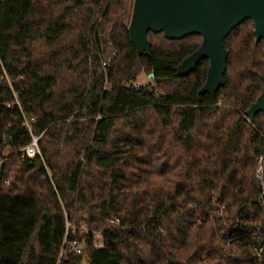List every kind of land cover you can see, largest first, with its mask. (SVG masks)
Returning a JSON list of instances; mask_svg holds the SVG:
<instances>
[{"label":"trees","instance_id":"1","mask_svg":"<svg viewBox=\"0 0 264 264\" xmlns=\"http://www.w3.org/2000/svg\"><path fill=\"white\" fill-rule=\"evenodd\" d=\"M131 3L0 0V264H264V41L234 28L202 92V37L139 51Z\"/></svg>","mask_w":264,"mask_h":264},{"label":"water","instance_id":"2","mask_svg":"<svg viewBox=\"0 0 264 264\" xmlns=\"http://www.w3.org/2000/svg\"><path fill=\"white\" fill-rule=\"evenodd\" d=\"M131 7L128 31L139 51L150 50V31L163 33L172 41L202 37L200 49L183 62L180 68L184 69L179 73L194 71L202 60L208 59L210 67L202 92L221 86L227 66L223 41L234 28L251 20L257 42L264 41V0H132ZM148 76L154 79V74ZM262 81L264 84V75ZM261 112L264 113V88L246 115L253 118Z\"/></svg>","mask_w":264,"mask_h":264},{"label":"built area","instance_id":"3","mask_svg":"<svg viewBox=\"0 0 264 264\" xmlns=\"http://www.w3.org/2000/svg\"><path fill=\"white\" fill-rule=\"evenodd\" d=\"M25 126L30 130V125H29V122L27 120L25 121ZM38 142H39V137L33 136L31 144L20 151L21 157L23 159L24 158H34L37 155H40L41 152L39 149ZM256 161L258 163L256 178L262 186V191H263V195H264V152L256 158ZM6 162H7V159H4V160L0 161V164L6 163ZM109 222L112 225H116L119 223L118 220H116V221L111 220ZM96 237H97V239H100V234L96 233ZM71 248H72L73 252H75L77 254H81L82 250H81V247L79 246V244L77 243V241H73L71 243Z\"/></svg>","mask_w":264,"mask_h":264},{"label":"rangeland","instance_id":"4","mask_svg":"<svg viewBox=\"0 0 264 264\" xmlns=\"http://www.w3.org/2000/svg\"><path fill=\"white\" fill-rule=\"evenodd\" d=\"M131 13H132V7H131V11H130L129 17L127 19V26H129L130 22H131V19H130ZM183 69L184 68H180L179 69V73L182 72ZM152 81H153V79H149V76H146L145 74H141L138 77V79L133 83V86H135V87L143 86V85H146L148 83H151ZM0 169H1V164H0Z\"/></svg>","mask_w":264,"mask_h":264}]
</instances>
